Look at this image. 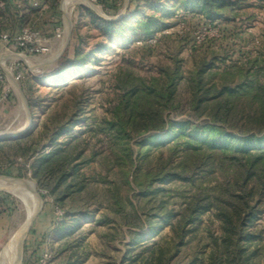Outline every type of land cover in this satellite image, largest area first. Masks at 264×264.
<instances>
[{"label":"trees","instance_id":"16d2710c","mask_svg":"<svg viewBox=\"0 0 264 264\" xmlns=\"http://www.w3.org/2000/svg\"><path fill=\"white\" fill-rule=\"evenodd\" d=\"M137 1L135 8L129 7L118 19H107L92 8H84L87 25L98 30L102 40L87 49L80 37L75 56L54 81L91 74L100 62L99 53L112 45L149 39L166 29V20L180 12L206 21L228 22L245 8L264 3ZM111 9H116L114 4ZM123 62L113 84L115 97L111 99L109 115L90 126L94 137L105 136L102 140L109 144L122 184L134 186L138 191L135 197L140 199L137 206L132 198L123 195L122 185L114 184L112 188L113 212L133 219L127 222L131 240L123 264H172L182 248L195 239L208 213L217 217L222 229L221 238L210 233L214 246L210 264H261L256 259L263 249L255 244L260 234L254 226L264 215V57L250 62L246 71L233 73L229 82H215L213 77L205 76L214 62L198 64L189 79L192 97L188 105L179 100V84L184 79L181 60L156 66L149 75L135 71L134 58H124ZM244 99L256 106L247 116L239 106ZM78 124L79 120L60 125L52 138L54 147L48 152L39 153L34 132L16 139V153L36 156L33 177L40 183H53L51 191L60 193L56 199L62 204L87 188L85 168L98 155L95 150L88 155L84 148H70L68 143L59 142V137ZM23 141L29 144L24 146ZM163 147L168 148L169 159L157 168L143 169L152 150ZM176 155L179 160L172 162ZM175 201L179 202L178 208L171 206ZM139 209L146 215L147 226L140 223ZM92 218L93 214L86 210L66 208L62 219L55 222L57 252L72 248L70 240ZM144 227L146 233L132 230ZM167 227L169 231L165 233ZM78 262L69 258L66 264Z\"/></svg>","mask_w":264,"mask_h":264},{"label":"rangeland","instance_id":"374dc122","mask_svg":"<svg viewBox=\"0 0 264 264\" xmlns=\"http://www.w3.org/2000/svg\"><path fill=\"white\" fill-rule=\"evenodd\" d=\"M107 1L108 3L97 0L94 3L96 5L94 7L99 10L98 14L107 19L118 18L123 12L125 14L129 7L135 8L138 2L137 0ZM53 2L55 7H63L67 14L72 15L76 28L70 43L67 45L64 41L65 47L63 53L58 55H61L60 57L50 60L64 44L60 40L52 39L51 53L42 56L39 60L29 62L33 64H30L31 69L24 63L26 78L20 82L22 92L12 91L8 98L0 99V133L15 134H10L11 136L7 138L0 137L2 140L0 141V176L33 182L42 200V209L33 222L27 239L43 211L52 212L57 222L59 210L63 212L66 208L71 211L86 210L93 214L92 221L87 222L70 240L72 248L69 249V258H73L74 261L79 260L78 264H123L128 242L131 240V228L127 222L133 219L113 212L112 188L114 184L122 185L123 195L132 198L137 206L140 199L135 197L138 191L134 186L131 188L122 184L121 174L119 168L113 163L109 144L106 140H102L105 136L94 137L92 134L94 125L109 115L111 99L115 97L113 84L121 73L119 67L123 65L124 58H134L137 62L134 65L135 71L138 74L149 75L156 66H169L175 60H181L184 79L179 84V100L183 105H188L192 97L189 79L198 64L214 62V67L209 69L205 76L213 77L215 82H229L233 73L238 74L239 70L246 71L250 62L264 57V3L245 8L233 21L219 22L221 36L218 38L211 31L205 35V38L197 35L202 27L201 24H207V21L201 17L180 12L166 20L167 28H174L172 34L161 35L156 43L149 44L148 47L136 45V42L112 45L98 54L100 62L94 66V72L78 77H60L61 81L57 82L54 78L61 74L75 56L80 37L84 39V46L87 49L100 42L102 37L99 36L98 30L87 25L89 22L87 14L75 16L78 11L91 7L88 0H72L66 7V0ZM113 4L118 12L116 14H113L111 9ZM124 68L127 69V67ZM234 79L236 81L238 78ZM239 106L246 116L256 109V106L251 105L246 99L242 100ZM185 116L195 121V118L187 113ZM76 120H79L81 124L73 127L70 133L59 137V142L68 143L70 148H84L88 155L95 150L98 155L85 168V174L88 177L87 188L63 202L64 207L56 199L60 193L51 191L53 183H40L33 177L36 156L24 157L16 153V139L34 132L39 153L48 152L54 147L52 138L59 126ZM242 123L243 120L240 119L239 124ZM91 125H93L92 129ZM18 132L20 133L16 134ZM85 140L88 143H85ZM27 144H29L28 141H23L24 146ZM169 157L167 147L153 149L147 164L143 163V169L157 168ZM179 158L177 155L174 156L172 162H177ZM171 206L178 208L179 202L175 201ZM0 213H6L10 219L9 229L0 241L1 252L4 245L26 221L28 212L20 197L0 189ZM139 214L142 217L140 223L147 226L146 215L141 209ZM103 217L109 221L105 222ZM132 230L147 232L145 227L144 229L132 228ZM254 230L260 234L255 244L258 243L264 253V215L257 221ZM168 231L167 227L164 232L168 233ZM210 233L218 238L222 236L220 221L213 213L204 216L195 239L182 248L172 264H210L209 256L214 250ZM27 239L24 244L22 264L26 259ZM263 253L256 259L258 263H264ZM1 262L7 264L3 260Z\"/></svg>","mask_w":264,"mask_h":264},{"label":"crops","instance_id":"0c3cea01","mask_svg":"<svg viewBox=\"0 0 264 264\" xmlns=\"http://www.w3.org/2000/svg\"><path fill=\"white\" fill-rule=\"evenodd\" d=\"M0 1L6 2V8L2 10L3 22L0 24V34H15L20 32L22 28L30 26L41 30L46 36H49L54 40H58L54 36L57 28L61 27L66 28L65 41L67 42V45L72 40L74 33L73 31L76 28L75 22L72 18V15L70 16L67 14L63 7H55L54 4L51 3L49 8L42 9L35 7L33 0ZM92 9L99 13L98 9L94 7H92ZM113 10V14L118 13L117 9L114 11ZM123 13L122 15H124ZM76 15L79 17V15L81 16L84 14L81 10L78 11L75 16ZM4 54L9 55L10 51H3L0 46V55ZM14 91L22 92L20 83L15 86ZM9 225V217L6 215V213H0V241L8 231ZM54 227V214L50 211H43L37 219L36 225L32 230V234L28 239L27 237L29 233L26 237V264H42L41 260L46 252L52 253V264H66L68 262L69 249L62 250L61 253L57 252L59 250V243L54 238Z\"/></svg>","mask_w":264,"mask_h":264},{"label":"built area","instance_id":"2783aa9c","mask_svg":"<svg viewBox=\"0 0 264 264\" xmlns=\"http://www.w3.org/2000/svg\"><path fill=\"white\" fill-rule=\"evenodd\" d=\"M33 1L35 7L47 9L54 0ZM96 1L97 0H88L89 4L93 5V7H96V5H94ZM5 8L6 2L0 1V24L3 22L2 10ZM121 16L122 15L118 16V18ZM218 23L219 22L207 21V24H201L202 27L197 35H202V37L205 38V35L211 31L215 37H220L221 25ZM173 29L174 28H167L162 32H157L147 40L137 41L136 45L143 46L145 44L156 43L161 35L166 33L172 34L174 31ZM54 37L64 42L66 40V28H57ZM0 46L3 51H10L9 55H0V99H6L10 96L12 91H14L15 86L26 78L24 63H26L29 69H31V65L33 64L29 62L39 60L42 56L51 53L52 38L46 36L41 30L27 26L15 34L1 33ZM63 215L64 212L59 210L57 219L61 220ZM52 260V253L46 252L42 257L41 262L42 264H52Z\"/></svg>","mask_w":264,"mask_h":264},{"label":"bare ground","instance_id":"6f19581e","mask_svg":"<svg viewBox=\"0 0 264 264\" xmlns=\"http://www.w3.org/2000/svg\"><path fill=\"white\" fill-rule=\"evenodd\" d=\"M71 1L72 0H66L65 7L68 6ZM64 47L65 42L50 60H54L62 51H64ZM8 134L11 133L1 132L0 136ZM0 189L12 192L20 197L25 203L28 212L26 221L13 234L6 245H4L3 250L0 252V264H2V260L7 264H22L23 241L26 234L29 233L31 226L33 225L35 216L42 209V200L36 191L35 184L26 179L0 176Z\"/></svg>","mask_w":264,"mask_h":264},{"label":"water","instance_id":"95a60500","mask_svg":"<svg viewBox=\"0 0 264 264\" xmlns=\"http://www.w3.org/2000/svg\"><path fill=\"white\" fill-rule=\"evenodd\" d=\"M91 7H93V5H91ZM20 132H18V133H16V134H19ZM11 135H15V134H11ZM10 134H8V135H4V136H0V137H4V138H7V137H9V136H11ZM39 214V213H38ZM37 214V215H38ZM37 215L35 216V218H34V220L36 219V217H37ZM32 227V226H31ZM27 235H28V233L26 234V236H25V238H24V241H23V250H24V244H25V240H26V237H27Z\"/></svg>","mask_w":264,"mask_h":264}]
</instances>
